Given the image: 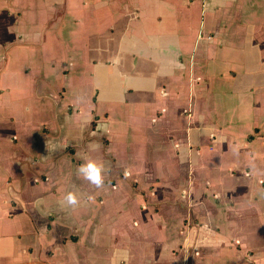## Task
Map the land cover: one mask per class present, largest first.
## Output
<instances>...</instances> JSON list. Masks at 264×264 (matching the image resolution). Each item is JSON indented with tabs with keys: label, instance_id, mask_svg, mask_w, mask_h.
I'll use <instances>...</instances> for the list:
<instances>
[{
	"label": "crops",
	"instance_id": "crops-1",
	"mask_svg": "<svg viewBox=\"0 0 264 264\" xmlns=\"http://www.w3.org/2000/svg\"><path fill=\"white\" fill-rule=\"evenodd\" d=\"M0 264H264V0H0Z\"/></svg>",
	"mask_w": 264,
	"mask_h": 264
},
{
	"label": "clouds",
	"instance_id": "clouds-1",
	"mask_svg": "<svg viewBox=\"0 0 264 264\" xmlns=\"http://www.w3.org/2000/svg\"><path fill=\"white\" fill-rule=\"evenodd\" d=\"M76 171L77 175L83 177V179L89 181L95 187H103L105 173V165L103 163H98L93 159H87ZM63 202L71 206H75L79 203L76 194L72 191L66 193Z\"/></svg>",
	"mask_w": 264,
	"mask_h": 264
}]
</instances>
